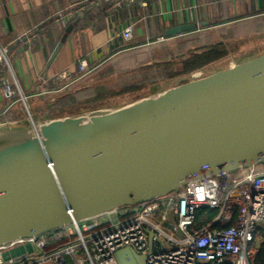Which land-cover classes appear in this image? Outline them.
<instances>
[{"label": "water", "instance_id": "1", "mask_svg": "<svg viewBox=\"0 0 264 264\" xmlns=\"http://www.w3.org/2000/svg\"><path fill=\"white\" fill-rule=\"evenodd\" d=\"M82 14L64 19L65 32L45 70L66 42L71 21ZM196 28L175 26L164 37ZM210 45L230 54L118 105L39 122L26 105V126L0 123V248L179 192L191 181L264 166V51L240 60L218 40L154 63L184 62ZM0 51L7 52L2 46ZM54 76L42 75L38 84L43 78L48 86ZM114 257L118 264H146L147 254L123 248Z\"/></svg>", "mask_w": 264, "mask_h": 264}, {"label": "built area", "instance_id": "2", "mask_svg": "<svg viewBox=\"0 0 264 264\" xmlns=\"http://www.w3.org/2000/svg\"><path fill=\"white\" fill-rule=\"evenodd\" d=\"M136 1L89 0L59 12L56 22L63 23L89 6L109 11ZM39 33L35 27L18 42L24 46ZM122 38H132L131 26L123 30ZM156 40L162 43L167 38ZM7 54L0 51L1 98L10 108L17 103L18 93L26 108V96ZM91 71L80 60L73 71L55 75L48 86L42 78L36 95L62 94ZM210 212L213 217L200 222L199 217ZM62 230L69 240L49 251L47 239L55 232L1 247L0 264H118L114 254L123 248L147 254L146 264H256L264 242V166L191 181L179 192Z\"/></svg>", "mask_w": 264, "mask_h": 264}, {"label": "crops", "instance_id": "3", "mask_svg": "<svg viewBox=\"0 0 264 264\" xmlns=\"http://www.w3.org/2000/svg\"><path fill=\"white\" fill-rule=\"evenodd\" d=\"M80 2L0 0V46L9 54L14 75L25 96L37 92L40 76L45 75L50 80L60 72L74 70L80 60L86 61L92 70L90 74L94 75L98 68L118 55L134 54V62H140L149 56L148 50L158 45L170 46L172 51L179 42L191 45L189 38L199 40L200 33H218L222 28L231 31L225 42L240 60L264 51V0H137L131 6L123 4L112 12L86 7L82 15L71 21L73 28L66 42L50 69L45 70L49 56L66 28L51 18L59 10ZM47 19L50 21L40 25ZM185 24H196L197 28L169 37L165 42H157V38L166 36V31ZM37 25L40 33L30 43L21 46L15 42ZM128 26L133 30L132 39L124 40L121 34ZM225 52L224 56L230 54ZM131 64L128 60L125 65ZM7 107L8 103L0 94V120L21 116L17 103Z\"/></svg>", "mask_w": 264, "mask_h": 264}, {"label": "rangeland", "instance_id": "4", "mask_svg": "<svg viewBox=\"0 0 264 264\" xmlns=\"http://www.w3.org/2000/svg\"><path fill=\"white\" fill-rule=\"evenodd\" d=\"M108 12H110V10ZM229 32L231 31H227L225 28L220 29L218 33L202 32L198 35L200 38L199 40H196L193 37H191L189 38V40L192 41L191 45H187L184 42H179V44L177 43L178 45L175 46V49L172 51H170V46L158 45L156 48H152L148 50L149 56H147L144 60L140 62L139 61L134 62V60L136 59V55L134 54L124 53L122 55H118V57H114L115 58L114 60L110 62H106L100 68V69L103 68L102 72L106 71L105 72L106 75L104 74V76L101 79H98L97 78L98 75H96L94 78L92 77L89 80L80 82L78 86L74 87V89L80 88L79 91H84V90H88L87 88H91V90H93V88L95 87L103 86L102 88H111L114 90L116 89L119 90L118 87L121 86L123 83L128 82L130 80V75L133 72H136L142 68H147L148 69L147 75L149 77L150 76L154 77L156 79L155 83H151L143 89H139V90L131 91V92H124L118 96L106 98L103 101V105L101 106L97 105V107L95 108L103 107L105 105H111V106L118 105L117 103L124 102L125 99L131 98L135 96L137 93H142V92L147 93L149 89H151L152 86L157 83H160L162 81L174 80L176 78L184 76V74H177V75L175 74L178 70H180L179 63L174 62L172 65L169 64V66H165L168 64H163L164 65L163 66L162 64L160 65L155 64L154 63L155 61H161V60H167V59L175 60V59H178L180 57L187 55L191 51V50H187L189 47L194 48V47L200 46L201 44L206 45V44H210L213 42H217L218 40L225 41L227 39L226 37L228 36V34H230ZM184 46H186V48ZM8 55L9 54H7V57L9 58ZM128 60L132 61L131 65H125ZM9 63H10V59H9ZM157 66H161V67L158 68ZM137 79L138 81L141 80V76H138ZM18 86H19L20 91H22L19 83H18ZM88 93H93V92L89 91ZM16 99H17V104L20 106V109H21V116L18 119H11V120H9L10 118H6L3 120H0V123H4L8 121H20L24 126L27 125L29 117L26 112V108L24 107L23 103L19 99L18 93H16ZM52 99L53 98L47 97L46 95L39 96V95H36L35 93H32V96H26L25 104L27 105L28 109L32 113L34 119H36L35 115L37 114L38 118L36 119V121L39 122V118H44L45 116H49L51 118L56 117V116L46 115L48 114L47 113L48 109L46 108L45 103L43 102L45 101L48 103L47 104L48 106H51L52 104L60 101V100L51 101ZM95 108H89L88 106H85V107H82V109H80L79 111L87 110V109H95ZM79 111H75L70 114H63V115H71Z\"/></svg>", "mask_w": 264, "mask_h": 264}, {"label": "trees", "instance_id": "5", "mask_svg": "<svg viewBox=\"0 0 264 264\" xmlns=\"http://www.w3.org/2000/svg\"><path fill=\"white\" fill-rule=\"evenodd\" d=\"M226 54L223 47L218 45H210L203 48L200 52V54L187 59L184 62H180V70H178L175 74H184L187 75L188 73L198 70L205 65L214 62L220 58H222ZM172 65V64H170ZM164 66V65H163ZM165 66H169L165 65ZM158 68L161 66H157ZM101 68V67H100ZM98 68V70L100 69ZM103 69V68H102ZM102 69H100L98 72L93 75L90 74L89 76H86L82 81L89 80L92 77L94 78L96 75L98 79H101L105 72H102ZM109 70V69H108ZM107 70V71H108ZM111 71V69H110ZM148 69L142 68L136 72H133L130 75V80L128 82L123 83L121 86H119V90L111 89V88H102L103 86H98L93 88H87L88 90L79 91L77 93H73L69 97H66L51 106H48L47 102L43 101L45 103L46 108L48 109V114L50 116H61L63 114H70L75 111H79L82 109V107L88 106L89 108H95L97 105L101 106L103 105V101L106 98L115 97L118 96L124 92H131L136 91L139 89H143L146 86H148L151 83H155L156 79L154 77H149L147 75ZM106 75V74H105ZM141 76V80L138 81L137 77ZM74 84L71 87V91L74 90V87L78 86L79 83ZM89 91H92L93 93H88ZM61 94H52V95H46L47 97L54 98L57 96H60ZM45 98V97H44ZM45 100V99H43ZM48 100V99H46ZM36 119L38 118L37 114L35 115ZM49 117V116H45ZM214 213L210 212L207 215H202L199 217L200 222H207L213 217ZM235 215V214H234ZM231 224L225 225L224 227H230ZM69 240V236L67 233L63 230L55 232L53 235L49 236L46 243V250H52L55 249L63 244H65ZM264 242L261 243V249L259 253L258 260L256 261V264H264Z\"/></svg>", "mask_w": 264, "mask_h": 264}, {"label": "flooded vegetation", "instance_id": "6", "mask_svg": "<svg viewBox=\"0 0 264 264\" xmlns=\"http://www.w3.org/2000/svg\"><path fill=\"white\" fill-rule=\"evenodd\" d=\"M185 76V75H184Z\"/></svg>", "mask_w": 264, "mask_h": 264}]
</instances>
